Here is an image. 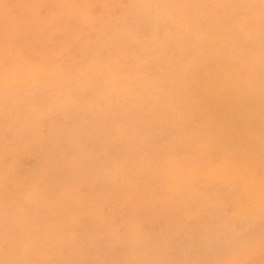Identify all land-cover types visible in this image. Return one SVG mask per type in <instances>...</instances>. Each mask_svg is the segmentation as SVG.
Segmentation results:
<instances>
[{
  "label": "rangeland",
  "instance_id": "rangeland-1",
  "mask_svg": "<svg viewBox=\"0 0 264 264\" xmlns=\"http://www.w3.org/2000/svg\"><path fill=\"white\" fill-rule=\"evenodd\" d=\"M0 264H264V0H0Z\"/></svg>",
  "mask_w": 264,
  "mask_h": 264
},
{
  "label": "bare ground",
  "instance_id": "bare-ground-1",
  "mask_svg": "<svg viewBox=\"0 0 264 264\" xmlns=\"http://www.w3.org/2000/svg\"><path fill=\"white\" fill-rule=\"evenodd\" d=\"M227 61V60H226ZM248 88V87H247ZM213 103V102H212Z\"/></svg>",
  "mask_w": 264,
  "mask_h": 264
}]
</instances>
